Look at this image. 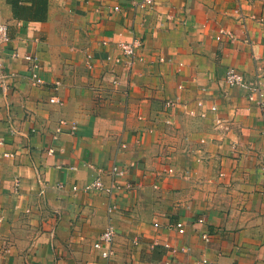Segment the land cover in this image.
I'll return each mask as SVG.
<instances>
[{
    "label": "crops",
    "instance_id": "crops-1",
    "mask_svg": "<svg viewBox=\"0 0 264 264\" xmlns=\"http://www.w3.org/2000/svg\"><path fill=\"white\" fill-rule=\"evenodd\" d=\"M141 1L0 0V264H264V0Z\"/></svg>",
    "mask_w": 264,
    "mask_h": 264
},
{
    "label": "built area",
    "instance_id": "built-area-1",
    "mask_svg": "<svg viewBox=\"0 0 264 264\" xmlns=\"http://www.w3.org/2000/svg\"><path fill=\"white\" fill-rule=\"evenodd\" d=\"M154 4V0H142L140 2V6L142 8H147V7H151ZM240 19H243V16H240ZM222 34H227L229 36L230 39H235V34L231 33V32H225L224 30L221 31V34L217 37V39H221V35ZM10 40V36L8 34V28L5 24L0 23V46L7 43ZM121 51H122V57L126 58L127 61L124 63L126 66L128 67H132L135 62L138 60L139 56H138V49L141 46V43L138 39H134L131 42H120L119 44ZM15 56L17 55L16 53L14 54ZM28 59H32L31 56H27ZM116 63H122V58L118 57L116 60ZM3 69V59L2 56L0 55V73ZM36 77V81L37 83H42V80ZM1 78V76H0ZM115 82V80H114ZM226 83L233 87V86H240L242 88H245L246 90L249 91L248 94V99L250 101L256 102L257 104L262 105V101L260 98L256 97L255 94H257V92L259 93L260 97L263 96L264 92L261 90L260 86H255L252 85L250 82L246 81L245 78L243 77V75L241 73H239L238 71H236L235 69L231 68L230 70H228L227 74H226ZM51 103H58L61 104L62 102L60 101V99L58 97H52L50 99ZM199 105H202V102L199 101L198 102ZM168 105H172L171 102H168ZM216 107L212 106V110H215ZM6 156H8V154H6ZM169 172H172V169L168 170ZM124 173V170L121 169L118 165H114L111 169V176H116L117 175H122ZM116 180V179H115ZM115 180L112 182V184L110 185V187H106L101 176H99L92 184L87 185L85 188L86 190H92V189H98V190H106L108 192H112L113 189L115 188H119L117 182H115ZM128 188H131V184H127ZM74 189H77V187L75 186ZM114 206H111L109 208V212L113 211ZM177 231L180 234H183L185 232V224L182 222H178L175 225ZM116 237V230L113 226L109 225L101 234L99 240L97 241V243L95 244V246L97 248H101L102 251V255L104 257H109L112 254V246L114 243ZM205 238L207 239V235H205Z\"/></svg>",
    "mask_w": 264,
    "mask_h": 264
}]
</instances>
